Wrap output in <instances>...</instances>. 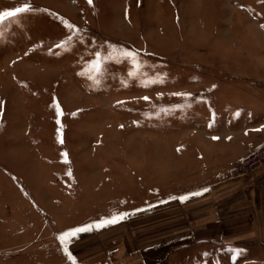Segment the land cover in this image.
I'll return each instance as SVG.
<instances>
[{"label":"rangeland","instance_id":"obj_1","mask_svg":"<svg viewBox=\"0 0 264 264\" xmlns=\"http://www.w3.org/2000/svg\"><path fill=\"white\" fill-rule=\"evenodd\" d=\"M24 3L35 11L0 25V264H68L57 237L113 212L130 215L73 240L78 264L264 263L182 240L169 199L205 179L198 159L176 158L197 156L193 141L223 120L199 91L247 74L263 88L264 0H0V11ZM60 18L81 30L71 51L55 47ZM108 45L162 82L128 77L127 60L98 84L78 75Z\"/></svg>","mask_w":264,"mask_h":264},{"label":"crops","instance_id":"obj_2","mask_svg":"<svg viewBox=\"0 0 264 264\" xmlns=\"http://www.w3.org/2000/svg\"><path fill=\"white\" fill-rule=\"evenodd\" d=\"M254 79L256 77L249 74L224 78L221 83L215 82L199 91L200 103L220 110L223 120L212 136L193 141L197 145V156L191 157L188 151L176 158L179 162L182 160L186 169L191 159H198L195 166L205 179L199 186L181 192L170 191L171 197L209 189L184 203L170 200V211H182V240L213 244L231 252L239 249L240 258L247 261L254 250L264 252V167L249 177L235 180L231 179V170L264 148V85L257 87ZM239 80L251 81L240 83ZM172 159L174 157L170 158V169L175 167ZM260 259L256 257L255 262Z\"/></svg>","mask_w":264,"mask_h":264},{"label":"snow or ice","instance_id":"obj_3","mask_svg":"<svg viewBox=\"0 0 264 264\" xmlns=\"http://www.w3.org/2000/svg\"><path fill=\"white\" fill-rule=\"evenodd\" d=\"M89 5L92 4V0H88ZM35 11L32 8L30 3H24L21 6L15 7L10 10L0 11V25H4L6 21L14 20L19 18L21 15H25ZM61 19V23L68 30V34L64 39L59 41L55 47L57 49H63L64 51H71L74 44L79 41L81 44L84 43L83 36L81 34V30L69 23L68 21ZM261 28H264V24L260 25ZM109 51L104 52L100 49L93 51L92 58L87 60L83 66V69L78 75L84 76L86 79L91 80L94 84H98L99 77L104 74L105 67L110 62L120 63L124 60H127L130 64L129 70L127 72L128 77L130 78H139L141 76L144 77V86L147 87L150 83L162 82L157 79H150L147 77V74L143 72V68L145 67L139 59L138 53L132 52L128 49H117L113 45H108ZM51 51V50H50ZM118 54V55H117ZM173 95L183 96L188 98V94L186 93H174ZM144 100H148V97H143ZM57 116L61 115L59 105H55ZM161 111H166L165 109H161ZM238 115V113H237ZM59 123V120H57ZM213 139H218V137H213ZM62 143V141H60ZM64 156V162L67 163V154L62 153ZM71 176V171L69 170L67 173ZM209 191L208 188H203L200 191H194L185 195L180 196H171L170 200H178L181 203L189 200L191 197L201 196L205 192ZM163 202V201H162ZM130 214L128 212H113L108 217L101 218L98 221H94L92 223H88L82 226H76L69 230L62 232L58 237L60 248L66 257L68 264H78L76 258L73 256L70 251V245L74 239H78L79 235L82 233H88L93 230L99 231L102 228L115 225L126 219ZM235 255L240 254L239 249L233 250Z\"/></svg>","mask_w":264,"mask_h":264},{"label":"built area","instance_id":"obj_4","mask_svg":"<svg viewBox=\"0 0 264 264\" xmlns=\"http://www.w3.org/2000/svg\"><path fill=\"white\" fill-rule=\"evenodd\" d=\"M264 167V148L241 161L231 170V179H242Z\"/></svg>","mask_w":264,"mask_h":264}]
</instances>
